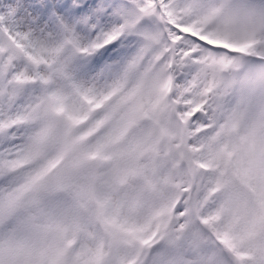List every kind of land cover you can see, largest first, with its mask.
Returning a JSON list of instances; mask_svg holds the SVG:
<instances>
[{"label": "snow or ice", "instance_id": "6c2138e0", "mask_svg": "<svg viewBox=\"0 0 264 264\" xmlns=\"http://www.w3.org/2000/svg\"><path fill=\"white\" fill-rule=\"evenodd\" d=\"M0 264H264V0H0Z\"/></svg>", "mask_w": 264, "mask_h": 264}]
</instances>
